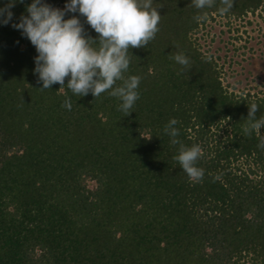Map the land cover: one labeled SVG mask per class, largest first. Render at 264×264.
Wrapping results in <instances>:
<instances>
[{
  "label": "trees",
  "instance_id": "trees-1",
  "mask_svg": "<svg viewBox=\"0 0 264 264\" xmlns=\"http://www.w3.org/2000/svg\"><path fill=\"white\" fill-rule=\"evenodd\" d=\"M31 2L17 0L0 23V264H264V128L242 131L252 103L264 117V91L229 89L195 36L214 15L240 18L264 0H234L226 14L220 0L205 9L153 0L160 30L129 51L125 78L141 81L128 116L108 92L76 96L70 77L41 89L36 48L12 26ZM73 15L98 39L78 11L65 19ZM172 118L177 139L203 150L201 182L174 159L180 145L164 133Z\"/></svg>",
  "mask_w": 264,
  "mask_h": 264
},
{
  "label": "clouds",
  "instance_id": "clouds-1",
  "mask_svg": "<svg viewBox=\"0 0 264 264\" xmlns=\"http://www.w3.org/2000/svg\"><path fill=\"white\" fill-rule=\"evenodd\" d=\"M24 3V0H18ZM17 0H8L0 8V23L7 25L12 20V8ZM216 0H192L196 9L211 8ZM223 5L219 11L228 13L234 6V0H220ZM153 0H69L63 9L54 7L44 0H32L26 5L18 23L12 26L21 30V34L30 40L38 55L35 59L34 74L38 76L41 89H52L54 84L65 86L78 97L90 92L96 98L108 92L121 103L119 111L128 116L133 112L136 101L140 98L138 87L141 78L132 75L125 78L124 73L130 65V49L147 47L158 31L161 14L152 6ZM79 12L86 17L87 23L99 34L98 39L85 35L80 17L73 15L65 19L68 12ZM197 22L207 19V14L196 16ZM99 43V46L94 45ZM177 63L188 67L189 59L183 54L173 57ZM209 61L211 57L207 58ZM190 70V69H189ZM120 81V84L117 82ZM62 107L72 109L70 99H65ZM259 106L249 105L247 123L242 131L246 136L253 132L260 137L264 128V117L257 119ZM178 120L172 118L165 125L164 133L171 138L173 145L179 144V154L174 157L192 182H201L204 169L197 167L203 157L199 145L185 147L177 137ZM151 139V138H147ZM264 149V137L257 145Z\"/></svg>",
  "mask_w": 264,
  "mask_h": 264
},
{
  "label": "rangeland",
  "instance_id": "rangeland-1",
  "mask_svg": "<svg viewBox=\"0 0 264 264\" xmlns=\"http://www.w3.org/2000/svg\"><path fill=\"white\" fill-rule=\"evenodd\" d=\"M214 54L223 84L236 92L264 91V9L240 18L214 15L195 35Z\"/></svg>",
  "mask_w": 264,
  "mask_h": 264
}]
</instances>
